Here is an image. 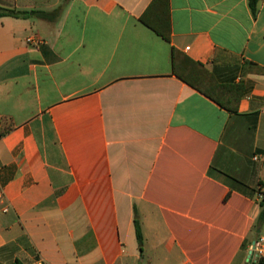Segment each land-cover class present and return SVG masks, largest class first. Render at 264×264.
Listing matches in <instances>:
<instances>
[{
  "label": "crops",
  "instance_id": "obj_1",
  "mask_svg": "<svg viewBox=\"0 0 264 264\" xmlns=\"http://www.w3.org/2000/svg\"><path fill=\"white\" fill-rule=\"evenodd\" d=\"M152 1L0 0L45 14L0 19V264L249 261L264 0L256 16L249 0H169L170 41L139 21ZM174 52L242 84L238 112L182 81Z\"/></svg>",
  "mask_w": 264,
  "mask_h": 264
},
{
  "label": "trees",
  "instance_id": "obj_2",
  "mask_svg": "<svg viewBox=\"0 0 264 264\" xmlns=\"http://www.w3.org/2000/svg\"><path fill=\"white\" fill-rule=\"evenodd\" d=\"M259 0H249V5L254 16L257 15V7ZM61 7L58 8V13ZM45 14L42 11H21L9 9L0 6V19L4 17L13 18H32L43 17ZM139 21L148 28L155 31L165 40H171V17L169 0H153L147 10L140 17ZM174 69L176 75L185 83L192 86L220 107L230 113H237L239 110L240 101L245 94V87L242 84H223L220 83L212 72L207 70L201 63L195 62L186 56H179L174 52ZM257 71L264 73L263 68H257ZM261 213L255 225V230L261 228L264 224V196L260 202ZM136 237L139 243L140 251L143 252L144 235L139 219L135 220ZM15 264H22L17 261ZM251 264H264L261 258Z\"/></svg>",
  "mask_w": 264,
  "mask_h": 264
},
{
  "label": "built area",
  "instance_id": "obj_3",
  "mask_svg": "<svg viewBox=\"0 0 264 264\" xmlns=\"http://www.w3.org/2000/svg\"><path fill=\"white\" fill-rule=\"evenodd\" d=\"M29 42L34 41L33 39H28ZM253 250H255V252L257 253V255L255 254V257L258 255L263 254L264 252V235H261L260 238L253 244ZM39 264H42L41 262H39Z\"/></svg>",
  "mask_w": 264,
  "mask_h": 264
},
{
  "label": "rangeland",
  "instance_id": "obj_4",
  "mask_svg": "<svg viewBox=\"0 0 264 264\" xmlns=\"http://www.w3.org/2000/svg\"><path fill=\"white\" fill-rule=\"evenodd\" d=\"M262 198H263V197H262ZM260 235H261V234H255V233H254L252 236H253V238L258 239V238L260 237ZM252 251H253V252H252L253 257L250 258V262L247 261V264H251L252 262H254V261L257 260V258H255V254H257V253L255 252V250H252ZM142 264H144V257H143V260H142Z\"/></svg>",
  "mask_w": 264,
  "mask_h": 264
},
{
  "label": "water",
  "instance_id": "obj_5",
  "mask_svg": "<svg viewBox=\"0 0 264 264\" xmlns=\"http://www.w3.org/2000/svg\"><path fill=\"white\" fill-rule=\"evenodd\" d=\"M250 258H252V252H251ZM250 258H249V262H250Z\"/></svg>",
  "mask_w": 264,
  "mask_h": 264
}]
</instances>
